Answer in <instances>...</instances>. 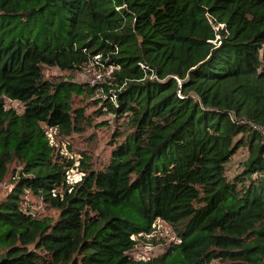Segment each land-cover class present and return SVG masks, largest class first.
<instances>
[{
	"label": "trees",
	"instance_id": "16d2710c",
	"mask_svg": "<svg viewBox=\"0 0 264 264\" xmlns=\"http://www.w3.org/2000/svg\"><path fill=\"white\" fill-rule=\"evenodd\" d=\"M91 61L97 85L43 74ZM78 96L122 120L100 169L46 134L91 124ZM9 172L0 264H264V0H0V183ZM158 219L176 240L133 258Z\"/></svg>",
	"mask_w": 264,
	"mask_h": 264
},
{
	"label": "rangeland",
	"instance_id": "374dc122",
	"mask_svg": "<svg viewBox=\"0 0 264 264\" xmlns=\"http://www.w3.org/2000/svg\"><path fill=\"white\" fill-rule=\"evenodd\" d=\"M100 69L104 71L101 66ZM43 74L44 77L49 80L73 77V80L84 81L86 78L80 71L69 74V72L61 71L55 66H44ZM82 98L83 96L76 97L75 104L84 105L86 114H89L92 118L91 124L86 126L82 132L72 133L67 137H53V140L58 152L64 154L68 158H73L78 166H80L79 160L83 159L87 161L92 168L100 169L109 159L113 133L122 120L116 121L110 113L95 115L96 109L100 104L93 103V98H98V96H94L93 98ZM4 103L6 107L14 108L18 112H22L23 110V105L18 101H11L5 98ZM247 156L248 150L246 146L240 147L232 156L231 160L226 165V171L230 177H233L235 173L241 170L242 163L246 160ZM13 166L14 163L10 168ZM76 172L78 175L74 174L73 176L75 178L79 176L81 171L78 168ZM11 178L12 176L9 172L5 180L0 183V198H2L10 188ZM24 203L29 205L32 212L40 217L50 219H55L57 217V210L44 206L42 202L33 197L30 193H26ZM157 224L158 229L156 235L158 237L154 238L156 243L151 245L150 249H146L145 246H138L130 252L131 255L134 253L135 255H144L151 258L162 254L167 249L169 243L176 240L175 232L171 226L163 222H157ZM211 264H216V261H213Z\"/></svg>",
	"mask_w": 264,
	"mask_h": 264
},
{
	"label": "built area",
	"instance_id": "2783aa9c",
	"mask_svg": "<svg viewBox=\"0 0 264 264\" xmlns=\"http://www.w3.org/2000/svg\"><path fill=\"white\" fill-rule=\"evenodd\" d=\"M99 56H95L94 60H96ZM111 69L107 70L106 72V75H108L110 73ZM80 72L86 77L85 78V82L88 83L89 85H97V84H100L102 81H103V73L101 71L100 68L97 67V64L95 63V61H91L90 63H88L87 65H85L81 70ZM101 90V89H100ZM55 129L54 128H49L47 131H46V134L47 136L49 137V139L53 142V135L55 134ZM52 136V137H51ZM77 164L75 163V166ZM77 170L74 169V168H71L68 172H67V175H66V178H67V181L69 183H73V182H76L80 179L81 175H82V172H80L79 176L77 178H75L73 175L74 174H77L76 172ZM78 175V174H77ZM157 222H162L161 220H156V222L153 224V230L152 232H150L149 234H145V237L147 239H151L153 237H158L156 235V232H157V229H158V224ZM164 223V222H163ZM133 238V236H132ZM151 243H145V244H141L139 246H145L146 249H150L151 248ZM135 249V248H134ZM132 251V250H131ZM130 251V252H131ZM131 255V254H130ZM133 258L135 259H143V260H146V259H149V257H146L144 255H135L134 253H132L131 255Z\"/></svg>",
	"mask_w": 264,
	"mask_h": 264
}]
</instances>
